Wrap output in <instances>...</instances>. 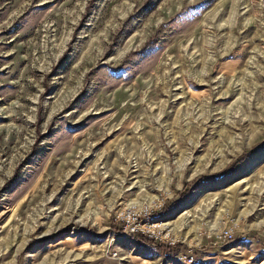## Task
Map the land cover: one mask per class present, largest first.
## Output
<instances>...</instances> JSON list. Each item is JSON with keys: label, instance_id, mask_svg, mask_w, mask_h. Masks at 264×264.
Instances as JSON below:
<instances>
[{"label": "rangeland", "instance_id": "374dc122", "mask_svg": "<svg viewBox=\"0 0 264 264\" xmlns=\"http://www.w3.org/2000/svg\"><path fill=\"white\" fill-rule=\"evenodd\" d=\"M178 252L264 264V0H0V264Z\"/></svg>", "mask_w": 264, "mask_h": 264}, {"label": "built area", "instance_id": "2783aa9c", "mask_svg": "<svg viewBox=\"0 0 264 264\" xmlns=\"http://www.w3.org/2000/svg\"><path fill=\"white\" fill-rule=\"evenodd\" d=\"M133 223H135V220L132 221ZM135 228V227H133ZM132 230V229H131ZM179 257V260H182L183 262H185L186 264H192L195 260L193 259V256L191 255H188L187 253H181V252H178V256Z\"/></svg>", "mask_w": 264, "mask_h": 264}, {"label": "bare ground", "instance_id": "6f19581e", "mask_svg": "<svg viewBox=\"0 0 264 264\" xmlns=\"http://www.w3.org/2000/svg\"><path fill=\"white\" fill-rule=\"evenodd\" d=\"M161 224H162V223H161ZM147 226H149V227L157 226V228H158V232H160V233H161L163 230L166 231V232H167V231H171V230H168V229H170V228H167V227L164 228L163 226H160L159 223H155V222L152 223V224H149V225H147ZM173 228H174V227H173ZM153 230H154V229H153ZM154 232H155V231H154Z\"/></svg>", "mask_w": 264, "mask_h": 264}]
</instances>
